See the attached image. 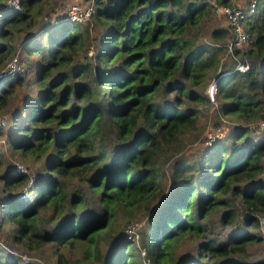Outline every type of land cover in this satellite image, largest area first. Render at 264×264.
Wrapping results in <instances>:
<instances>
[{
  "label": "trees",
  "instance_id": "obj_1",
  "mask_svg": "<svg viewBox=\"0 0 264 264\" xmlns=\"http://www.w3.org/2000/svg\"><path fill=\"white\" fill-rule=\"evenodd\" d=\"M35 1L19 0L14 8L0 0V66L15 52L14 32L29 27ZM232 1L93 0L85 21L61 16L57 24L26 31L21 56L0 69L16 58L18 70L0 76V108L23 77L21 64L29 67V56L48 44L35 68L39 89L10 115V121L16 117L10 128L0 126V134L21 133L8 139L10 148L21 159L40 160L44 171L37 176L12 164L0 176L3 189L34 176L27 186L34 198L0 199V223L15 222V242L32 250L53 242L55 264L67 260L60 247L76 248L84 261L97 264H139L125 232L110 238L107 252L99 238L117 214L147 216L140 231L143 256L171 264L180 240L204 237L212 212L224 209L220 222H227L237 218L240 206L234 233L199 241L194 258L179 264H264V257L250 259L248 250L262 239L252 228L259 224L255 212L264 210V181L256 180L264 171V133L248 137L250 123L264 117V0L243 18L248 39L228 52L231 60L223 68L218 53L228 50L231 28L213 27L214 42L202 40L213 4ZM41 28L43 40L36 33ZM243 57L250 61L241 72L235 65ZM215 70L220 111L236 123L227 131L229 141L217 135L186 155L184 138L200 135L197 103L208 99L195 88ZM46 205L53 225L36 231V207ZM0 264L20 263L0 256Z\"/></svg>",
  "mask_w": 264,
  "mask_h": 264
},
{
  "label": "rangeland",
  "instance_id": "obj_2",
  "mask_svg": "<svg viewBox=\"0 0 264 264\" xmlns=\"http://www.w3.org/2000/svg\"><path fill=\"white\" fill-rule=\"evenodd\" d=\"M90 0H36L31 5V10L29 11L31 13L30 17V25L29 27H26L24 25V29L16 30L13 35L12 40V46H15V52L13 54H10L1 64L0 69L5 66L7 61L10 57L14 55L21 56V45L22 43L28 41L29 33L27 34V30H32L30 33L33 34V29L37 28L38 26L41 27L42 24L56 23V19L64 16L67 8L72 4H80L81 6H84L88 4ZM249 0H233L232 4L234 5H245ZM213 4V3H212ZM24 23L20 24V26H23ZM226 27L227 22L225 20L224 15L219 12L215 5L213 4V7L207 16L206 24L203 29V39L207 41H212L210 38L209 30L213 27ZM38 27V28H39ZM44 29H37L38 34H42ZM231 32V30H230ZM93 34V32H91ZM45 37L41 35V39L43 40ZM231 39V35L228 36L229 40ZM246 43H243L238 48H242L245 46ZM48 44L44 45L43 50L36 55L29 56V59L27 62L24 63V65H29V67L22 66V79L16 83V85L11 86L12 88V94L6 99V104L2 108H0V126H4V128L7 129L10 128V115H13V112H20L19 107L23 106L25 102L33 97L37 91H38V85L34 83V77L36 74V67H39L41 56L42 54H46L48 51L49 46ZM225 47V46H223ZM226 49V50H225ZM223 48L221 53H218L219 59L221 60V68L224 67V64H228V62L231 60L230 55L228 54V50L225 47ZM91 49L89 50V52ZM234 51V50H233ZM88 52V53H89ZM249 62L250 60L247 57H243L242 59L239 58L236 62ZM31 66V67H30ZM31 70H27V69ZM219 73V70H215L212 72L210 77L207 79L204 86L195 88V90L202 94L203 96H206V90L208 88V85L211 80L217 77ZM2 76V75H0ZM2 78V77H0ZM3 81H0V84ZM236 82V80H235ZM225 103V101H224ZM220 100L218 96L215 98V101H210V98L202 100V102L197 103L196 109H197V118H196V133L200 132V135L196 137V139L193 140H187V138H184V144L183 148L185 149L183 151L186 155H193L198 149H201L202 147H205L206 144V138L207 134L211 132L217 133L219 135V138H225V140L229 141L228 130L231 128V125L236 123V120L231 115H224L220 111ZM4 120V124H2V121ZM255 120H253L250 123V131H248V137H250L252 140H257L262 135L260 131L257 130L256 124L254 123ZM8 136V137H7ZM21 136V133H15L14 130H11L10 132H5V134H0V176L5 172L7 167H10V165L14 164L16 165H22L26 168L29 172H35L37 176H40V174L43 173V169L41 167V161L40 160H32V159H21V157L18 155V153L12 148H10L8 144V139L13 138H19ZM246 137V138H248ZM41 159V158H40ZM165 158H163V161ZM264 162V158H263ZM168 162L164 161L162 165L167 166ZM258 181H264V171L258 175V178L256 179ZM29 182V179H28ZM28 182L25 181L24 184L16 185L13 184L10 188H2V181L0 178V199L6 195L12 194L13 196H17L16 198H22V194H24L25 197H27V200L31 197L34 198V193H32L30 190L27 189ZM245 182H243L244 184ZM26 190V193H23ZM232 203L235 205H239V197L230 194ZM30 200V199H29ZM91 208H95L96 203H93L91 201L90 203ZM1 208V206H0ZM240 210L237 211L236 219L230 220L222 223L220 222V216L221 213L224 211V209H217L216 211L212 212L209 215V221L208 226L205 231L204 237L198 236L196 234L189 235L184 237L182 240H180L179 245L176 248V251L173 256V261L171 264H179L181 260H191L195 256L197 244L199 241L203 239L208 238H214L218 236V238L226 237L228 234L234 233L237 230V226H239V223L242 221V216L244 210L239 206ZM36 217H35V224H36V231L43 232L46 229H49L53 225V220L51 219L52 215V209L49 205L46 206H38L36 207ZM242 212V213H240ZM1 212H0V220H1ZM255 216L258 217L259 224L256 227L252 228L253 232H257L262 236V239L257 241L256 243H253L249 245V258L252 260H257L264 257V210L255 212ZM115 223L113 222L112 226L108 228L109 231L103 233L99 238V243L102 246L101 251L107 252L110 250L109 247V240L113 236L119 235L118 233L125 232V228L127 224L131 221H138L140 222V227L138 228L137 232L138 234H133L134 238L131 236L127 237L130 240L131 246L134 248L133 250V256L138 260L139 264H159L154 263L152 260L146 259L144 254V248L145 246L142 244L140 240V231L143 229L147 222V216H133L130 218L124 217V214H117L115 219ZM15 223V222H14ZM14 223L11 221H3L0 223V256L1 260H6L8 258H16L20 264H55V255L52 252L53 248H55V244L53 242H46L42 247L39 249H28L26 246H24L22 243L15 242L14 241V234L17 232L14 231ZM59 248V247H58ZM61 251H63L65 257H66V263L65 264H97V262H91L87 260H83L81 258V254L79 251H77L76 248L69 249L68 247H60ZM149 261V262H148Z\"/></svg>",
  "mask_w": 264,
  "mask_h": 264
},
{
  "label": "built area",
  "instance_id": "obj_3",
  "mask_svg": "<svg viewBox=\"0 0 264 264\" xmlns=\"http://www.w3.org/2000/svg\"><path fill=\"white\" fill-rule=\"evenodd\" d=\"M7 3L9 6H12L14 8H19L20 3L19 0H7ZM257 0H250L248 4V8L245 9L242 6L239 5H232V4H225V3H217L215 4L216 9L221 12L225 20L227 22V25L231 28L232 31V38L231 42H228V51H232L233 48L240 46L241 44L245 43L248 39V34L245 32L242 20L245 16H247L249 13L254 12V8L256 6ZM93 10V0H90V2L84 6H81L80 4H72L70 5L65 15L62 16V18H69L71 20H79V21H85L90 16L91 12ZM61 17L56 19V22ZM17 60L14 57L10 62H8L5 69H3L0 72V75H7V74H13L15 71L18 70L19 66L16 63ZM249 67V62H238L235 65V69L239 70L241 72L247 70ZM217 78H214L210 81L208 88L206 90L207 96L210 98V101L214 102L216 98V91H217ZM2 124H4V120L2 121ZM256 128L261 133H264V117L257 121ZM218 134L213 132V134L208 133L206 138V144H210L212 140L215 139V137ZM16 170L21 172H27L26 168L22 165H16ZM29 184L33 181L34 176L32 173H29ZM22 197H25L24 194L21 195ZM140 222L138 221H131L127 224L125 228V233L127 234V237L131 236L134 238L133 234L137 235L138 227L140 226Z\"/></svg>",
  "mask_w": 264,
  "mask_h": 264
},
{
  "label": "clouds",
  "instance_id": "obj_4",
  "mask_svg": "<svg viewBox=\"0 0 264 264\" xmlns=\"http://www.w3.org/2000/svg\"><path fill=\"white\" fill-rule=\"evenodd\" d=\"M239 47V46H238ZM239 71V70H238ZM149 262V261H148Z\"/></svg>",
  "mask_w": 264,
  "mask_h": 264
}]
</instances>
